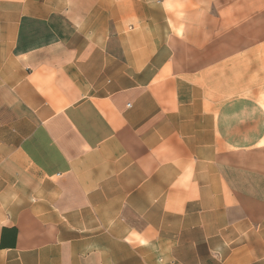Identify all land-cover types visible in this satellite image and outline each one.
I'll return each instance as SVG.
<instances>
[{
    "label": "crops",
    "instance_id": "1",
    "mask_svg": "<svg viewBox=\"0 0 264 264\" xmlns=\"http://www.w3.org/2000/svg\"><path fill=\"white\" fill-rule=\"evenodd\" d=\"M0 264H264V0H0Z\"/></svg>",
    "mask_w": 264,
    "mask_h": 264
}]
</instances>
